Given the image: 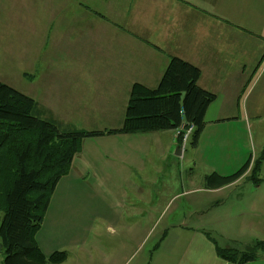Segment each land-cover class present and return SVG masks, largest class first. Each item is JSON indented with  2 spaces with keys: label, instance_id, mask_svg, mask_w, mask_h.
<instances>
[{
  "label": "crops",
  "instance_id": "1",
  "mask_svg": "<svg viewBox=\"0 0 264 264\" xmlns=\"http://www.w3.org/2000/svg\"><path fill=\"white\" fill-rule=\"evenodd\" d=\"M2 5L10 32L28 37L32 50L27 59L25 54L15 57L13 49L7 52L10 59L25 61L20 66L17 63L13 72L55 61L51 53L42 57L41 52L78 53L72 59L74 66L71 64L75 69L73 97L80 100L84 94V100H88L84 107H100L103 115L120 112L118 123L113 124L114 116L109 127L98 130L119 127L132 85L156 87L174 56L198 66L199 85L216 94L206 110L193 162L197 163L196 155L206 136L213 138L215 146L233 147L237 141L232 143L229 136L218 135L224 126L238 132L245 129L249 136L256 117L264 116V0H0ZM59 61L56 56L57 67ZM27 95L38 102L37 95ZM39 103L44 105L41 100ZM180 131L105 134L97 138L101 146L95 148L89 142L83 145L68 174L58 181L36 234L44 254L70 252L72 247L86 245V241L88 251L91 246L96 248L99 219L110 235L121 237L120 254L112 255L109 264L126 259L129 244L142 245L146 228L160 217L151 212L153 197L175 181L178 173L172 168L179 164L177 157L186 159L187 143L180 144ZM178 146H182L179 156L175 153ZM148 150L158 156L146 163ZM257 153L249 155L241 145L228 166L204 163L206 175L213 171L226 175L252 158L249 169L235 182L218 188L205 183L200 188L192 186L191 177V188L185 192L218 194L239 186L236 202L241 209L237 216L264 239V178L256 187H240L249 178ZM184 167L179 169L180 175ZM99 188L105 191L103 207L92 204ZM201 196L190 201V211L193 207L206 211L234 206L230 197L208 201ZM246 204L248 213L242 210ZM208 226H191L185 220L167 224L145 264H239L218 255L217 243L207 234ZM69 260L70 254L59 264ZM243 264H264V255Z\"/></svg>",
  "mask_w": 264,
  "mask_h": 264
},
{
  "label": "trees",
  "instance_id": "2",
  "mask_svg": "<svg viewBox=\"0 0 264 264\" xmlns=\"http://www.w3.org/2000/svg\"><path fill=\"white\" fill-rule=\"evenodd\" d=\"M201 69L174 56L159 84L147 87L132 85L122 124L109 130H62L60 124L38 102L10 84L0 81V242L5 250L4 264H59L68 258L67 251L46 256L36 234L42 225L58 181L70 171L83 139L89 136L181 129L193 125L196 146L205 126V113L216 94L198 83ZM47 115V116H46ZM49 115V116H48ZM49 117V118H48ZM251 167L249 179L258 183L257 170L264 149ZM6 154V157L4 155ZM251 156L231 174L213 171L206 184L218 188L238 180L249 169ZM264 249V240L261 241ZM223 259L243 264L260 254L217 247Z\"/></svg>",
  "mask_w": 264,
  "mask_h": 264
},
{
  "label": "rangeland",
  "instance_id": "3",
  "mask_svg": "<svg viewBox=\"0 0 264 264\" xmlns=\"http://www.w3.org/2000/svg\"><path fill=\"white\" fill-rule=\"evenodd\" d=\"M0 15L2 17L1 19H3L0 20V81L5 77L4 82L10 84L19 91L25 94L32 92L34 95H37L39 98L37 99L38 102L41 100L42 104L47 107L39 103L40 106L47 109L48 113L53 114L50 117L60 124L62 130L89 131L104 129L110 126L108 124H112L110 119L114 116L116 117L113 124L119 122L117 120H119L118 114H120V112L117 115H103V110L100 107H84V104L88 103L87 99L84 100V94L82 95L83 98L80 100L73 97V91H76L72 83L75 74V69H72L74 66L72 59H75L78 56V53L60 52L59 54H56L55 51L41 52L40 54L42 57L49 55L45 53H51L55 61L41 63L39 66L36 65L33 70L25 71V69L21 68L14 73V66L17 63H19L18 66H20L24 58H21L20 60H16L15 58L10 59L7 52L13 49L15 50V57H22L25 54V59H27L30 58L29 54L32 50L31 46L28 44V37H25L24 35H20L19 37L17 34L14 35L10 32V29L8 28L9 22L5 17L6 15L3 11V5L0 7ZM56 56H59L60 58L59 67L56 66ZM71 64L73 66H71ZM62 79H64V83ZM55 84H57L56 87H54ZM101 87L104 88L107 87V85H101ZM55 88H59V90ZM118 95L120 94L118 93ZM100 101L103 103L107 102L106 100ZM123 115L124 112L122 113V117H124ZM256 119L257 121L253 124L249 136L245 129L238 132V129H225L226 126H224V129L218 133L219 137L224 135L229 136L232 143L233 141H237V144H233V147L232 144L227 149L215 146L213 144V138H207L206 136L202 148L197 152V163L193 162L192 158L195 146L193 143L194 134H192L187 141H184V143H187L188 150L186 159L184 160L179 156L177 157L179 164L176 169L171 166L173 172L176 173L177 170L178 173L177 175L175 174V181L171 182L170 188L161 190L159 196L153 197L154 199L151 198L153 199L150 203L152 205L151 212L160 216L159 221L150 225L149 228H146V237L142 245H138L137 243L128 245L127 258L121 259L118 264H145L150 253L159 242L166 225L172 222L179 223L182 220L187 221L191 226L200 223L209 224L210 226L207 227V234L215 240L219 248L230 249V251L235 252L238 255H241L243 252L264 255V249L261 247V241L264 239L260 236L261 233L244 225L240 216H237L238 211L241 209V204L236 202L238 193L237 189L239 186H235L237 188H229L227 191L218 194H205L198 192L188 195L189 193L185 192L188 188H191V177L193 179V187L201 188L206 183L205 175L208 170L204 163L207 162L221 168L228 166L232 161L231 158L235 156V151L238 148H241V145L247 149L249 155L254 151L255 153L258 152L257 155L260 157L262 153L259 152L264 148V116L256 117ZM99 136L100 135L89 136L83 139L82 144L85 146V144L87 145L89 142L95 148L99 147L101 146V144L97 142ZM157 156L158 154L154 150L146 151V163L148 161L151 162V157ZM4 157H6V154ZM150 166L152 165L147 164V167L150 168ZM183 166H185V171H182L183 174L180 175L178 171ZM231 170L232 171H229L231 173L236 171L234 169ZM257 173L258 178H260L258 183L248 178L240 187L249 189L250 187H256L257 184L261 182L262 178H264V159L262 158ZM262 187H264V184ZM99 192V195L95 197L93 196V200L95 199V201H92V204L103 207L105 205L104 188H99ZM88 194L89 192L87 191V195ZM92 194L94 193L92 192ZM202 194L205 195L204 198L208 199V201L215 200L216 198L225 199L230 197L229 201H234V206L228 209H207L208 211H200V209L198 210L193 207L190 211V201L194 197L202 198ZM230 194L231 196H229ZM145 204H148L147 198ZM247 206L248 205L246 204L245 208H242V210L248 213L249 208ZM2 215L3 214L0 211V224ZM258 233L260 235H258ZM81 238H84L83 234L81 235ZM92 240L93 239H91V245ZM120 240L121 237L119 235H110L106 230L103 221L99 219L98 228L96 229V248L91 246V249L88 251L89 244L87 241L86 245L82 244L79 247H72L70 252H68V254H70V260L67 264H109L108 260L112 255L117 256L120 254V246L122 245ZM90 255H92L91 258ZM4 256L5 250L4 247H1L0 264H3Z\"/></svg>",
  "mask_w": 264,
  "mask_h": 264
},
{
  "label": "built area",
  "instance_id": "4",
  "mask_svg": "<svg viewBox=\"0 0 264 264\" xmlns=\"http://www.w3.org/2000/svg\"><path fill=\"white\" fill-rule=\"evenodd\" d=\"M194 126L190 125L189 128L186 131L185 135H184V141H187L192 133ZM185 144V143H184Z\"/></svg>",
  "mask_w": 264,
  "mask_h": 264
},
{
  "label": "water",
  "instance_id": "5",
  "mask_svg": "<svg viewBox=\"0 0 264 264\" xmlns=\"http://www.w3.org/2000/svg\"><path fill=\"white\" fill-rule=\"evenodd\" d=\"M176 155H181L182 154V146H178L175 151ZM3 247V244L0 242V248Z\"/></svg>",
  "mask_w": 264,
  "mask_h": 264
},
{
  "label": "bare ground",
  "instance_id": "6",
  "mask_svg": "<svg viewBox=\"0 0 264 264\" xmlns=\"http://www.w3.org/2000/svg\"><path fill=\"white\" fill-rule=\"evenodd\" d=\"M193 131V130H192Z\"/></svg>",
  "mask_w": 264,
  "mask_h": 264
}]
</instances>
